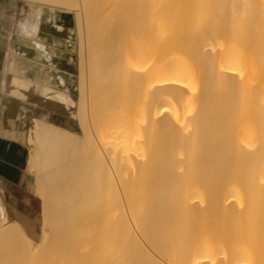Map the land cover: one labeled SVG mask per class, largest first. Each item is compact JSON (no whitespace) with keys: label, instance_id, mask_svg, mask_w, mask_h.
Masks as SVG:
<instances>
[{"label":"bare ground","instance_id":"1","mask_svg":"<svg viewBox=\"0 0 264 264\" xmlns=\"http://www.w3.org/2000/svg\"><path fill=\"white\" fill-rule=\"evenodd\" d=\"M23 1L74 14L80 79L32 121L41 238L0 197V264H264V0Z\"/></svg>","mask_w":264,"mask_h":264},{"label":"crops","instance_id":"2","mask_svg":"<svg viewBox=\"0 0 264 264\" xmlns=\"http://www.w3.org/2000/svg\"><path fill=\"white\" fill-rule=\"evenodd\" d=\"M24 7L23 0H0L1 187L9 183L19 185L29 177L31 171L27 165L33 145L28 136L33 119L56 124L57 114L64 107L59 95L66 97L73 90L69 87L73 81L71 28L66 23L60 29L52 26L57 17L52 13L46 16L47 26L39 22L28 26L31 21H26V17H33L26 16ZM57 36L62 38L61 43L55 42ZM11 77H18L19 83L11 85Z\"/></svg>","mask_w":264,"mask_h":264},{"label":"rangeland","instance_id":"3","mask_svg":"<svg viewBox=\"0 0 264 264\" xmlns=\"http://www.w3.org/2000/svg\"><path fill=\"white\" fill-rule=\"evenodd\" d=\"M26 3V2H24ZM32 3V2H30ZM36 4V3H35ZM41 5H35V8L40 9ZM25 8V7H24ZM26 16H32L33 19H27L26 21H31L28 23L30 25H38L37 22L41 19L40 11H29L25 8ZM53 15L56 16H63L65 11L64 8L56 7L51 11ZM65 20L68 21L67 26L73 29L71 36H74L73 44L71 43L70 49L72 50V58H73V79L76 81L77 84H74L75 88L73 89L74 92L77 93L78 83L80 79V63H81V46H79L80 39L78 35V30L75 22V17L73 13L70 15L64 16ZM74 19V24L70 23V20ZM75 75V76H74ZM33 173V174H32ZM36 173L31 172L29 177L23 179L21 184L17 185L9 183L8 186L1 187L0 186V197L3 200L7 211L9 213L8 219L18 221L24 230L29 234L30 237H35L36 239L41 238L40 232L35 227L37 226L38 229L40 226L38 225L40 221V211L38 209L39 204V196L36 194ZM16 181V180H15ZM35 229V230H34ZM34 232H31L33 231Z\"/></svg>","mask_w":264,"mask_h":264}]
</instances>
